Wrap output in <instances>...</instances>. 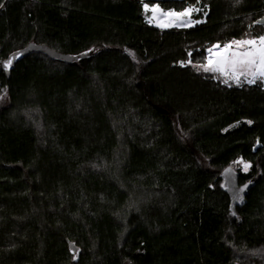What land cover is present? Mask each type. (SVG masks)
<instances>
[{
  "label": "trees",
  "instance_id": "trees-1",
  "mask_svg": "<svg viewBox=\"0 0 264 264\" xmlns=\"http://www.w3.org/2000/svg\"><path fill=\"white\" fill-rule=\"evenodd\" d=\"M205 1L160 31L136 0H0V264H264V88L194 68L264 0Z\"/></svg>",
  "mask_w": 264,
  "mask_h": 264
},
{
  "label": "snow or ice",
  "instance_id": "snow-or-ice-1",
  "mask_svg": "<svg viewBox=\"0 0 264 264\" xmlns=\"http://www.w3.org/2000/svg\"><path fill=\"white\" fill-rule=\"evenodd\" d=\"M237 3H240L241 0H236ZM3 5H0L2 7ZM145 9H148V4L144 5ZM153 12L159 10V6L155 5L151 9ZM193 9L186 8L183 12H173L169 11L164 13L165 16H185L190 13ZM199 22V21H198ZM162 27H172L173 22L169 21L166 24L161 25ZM176 26H187V25H176ZM233 44L240 48L241 46L248 45L251 46L245 51H237L232 53L230 56H222L213 62L211 59L209 63L206 65H200L205 72H227L229 69L232 70L233 74L238 66L242 68H247L249 71L255 69L256 71L253 72V79L249 80L248 83H255V75L258 74L260 76H264V36H260L258 39H249V40H240V41H233ZM218 47V46H217ZM232 45H225V49L231 48ZM12 65V60H8L4 67L7 69ZM227 82V81H225Z\"/></svg>",
  "mask_w": 264,
  "mask_h": 264
},
{
  "label": "rangeland",
  "instance_id": "rangeland-1",
  "mask_svg": "<svg viewBox=\"0 0 264 264\" xmlns=\"http://www.w3.org/2000/svg\"><path fill=\"white\" fill-rule=\"evenodd\" d=\"M162 11H164V10H162ZM147 16H148V14H147ZM262 36H264V28H263V35ZM259 37H260V35L256 36L253 34V31L247 30L246 34H245V38L241 39V40L258 39ZM238 41H240V40H238ZM226 44L232 45V47L229 48V56L232 53H235L237 51H245L249 47H251L248 45H244V46H241L240 48H237V46L235 44H233V41L228 42ZM203 65H205V64H203ZM199 66L200 65L194 66V68L197 72L206 73L208 75H211L215 80L222 82V84H225L228 86H239L242 84L253 85L255 83H260L262 85V87L264 88V78H262L261 76H255V83H251V84L248 83L249 80L253 79V72L255 71V69H253L252 71H249L247 68H242V67L238 66L236 71H235V74H233L231 69H229L227 72H205ZM225 81H227V82H225ZM234 167L240 168L243 172H247V170H248V165L245 163H242V162H237Z\"/></svg>",
  "mask_w": 264,
  "mask_h": 264
},
{
  "label": "bare ground",
  "instance_id": "bare-ground-1",
  "mask_svg": "<svg viewBox=\"0 0 264 264\" xmlns=\"http://www.w3.org/2000/svg\"><path fill=\"white\" fill-rule=\"evenodd\" d=\"M152 7L153 6H151L149 9V14L147 16V22L149 23L150 27L155 28L157 30L167 31L170 29H189V28H193L197 26L200 23L198 21L193 20L189 16V14L185 16H176V17L165 16L163 14L169 11H162V9L159 7L158 11L153 12L151 10ZM183 11H180V12H183ZM176 13H179V12H176ZM169 21L173 22L172 27H162L161 26L163 24L168 23ZM176 25H187V26H176ZM225 45H228V44H225ZM225 45L214 44L211 47H208L205 51V65L209 63L210 59L213 62H215L217 59H219L222 56H226V55L229 56V48L225 49ZM255 76H260V75L257 72ZM261 77L264 78V76H261Z\"/></svg>",
  "mask_w": 264,
  "mask_h": 264
},
{
  "label": "water",
  "instance_id": "water-1",
  "mask_svg": "<svg viewBox=\"0 0 264 264\" xmlns=\"http://www.w3.org/2000/svg\"><path fill=\"white\" fill-rule=\"evenodd\" d=\"M259 24L264 25V18L259 21ZM20 56H15L14 60L19 59ZM223 181V189L230 199V211L235 215V209L245 204V197L247 192L252 187V184L246 185L242 188L238 186V175L235 174L230 168L225 169L220 174Z\"/></svg>",
  "mask_w": 264,
  "mask_h": 264
},
{
  "label": "built area",
  "instance_id": "built-area-1",
  "mask_svg": "<svg viewBox=\"0 0 264 264\" xmlns=\"http://www.w3.org/2000/svg\"><path fill=\"white\" fill-rule=\"evenodd\" d=\"M140 6L142 12L146 15L145 23L149 26L147 22V14H149V9L151 6L158 5L160 7L161 3H171V2H183L185 4V9L190 8L193 9L190 11L189 16L200 23L197 25L205 24L207 21V17L210 13V4L205 0H136ZM148 4V9H145L144 5ZM163 10V9H162ZM164 11H174V9H168Z\"/></svg>",
  "mask_w": 264,
  "mask_h": 264
}]
</instances>
